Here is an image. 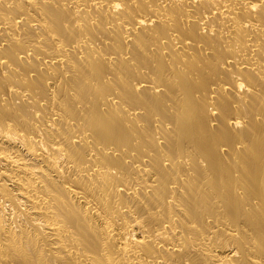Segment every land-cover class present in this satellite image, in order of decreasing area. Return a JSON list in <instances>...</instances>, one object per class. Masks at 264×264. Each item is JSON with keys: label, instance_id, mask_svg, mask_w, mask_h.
Masks as SVG:
<instances>
[{"label": "bare ground", "instance_id": "1", "mask_svg": "<svg viewBox=\"0 0 264 264\" xmlns=\"http://www.w3.org/2000/svg\"><path fill=\"white\" fill-rule=\"evenodd\" d=\"M0 264H264V0H0Z\"/></svg>", "mask_w": 264, "mask_h": 264}]
</instances>
